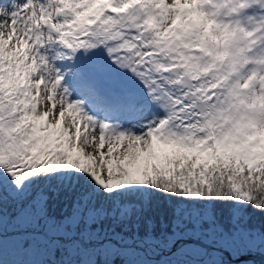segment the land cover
Returning a JSON list of instances; mask_svg holds the SVG:
<instances>
[{"label":"snow or ice","instance_id":"obj_1","mask_svg":"<svg viewBox=\"0 0 264 264\" xmlns=\"http://www.w3.org/2000/svg\"><path fill=\"white\" fill-rule=\"evenodd\" d=\"M0 264H264V0L0 3Z\"/></svg>","mask_w":264,"mask_h":264},{"label":"rangeland","instance_id":"obj_2","mask_svg":"<svg viewBox=\"0 0 264 264\" xmlns=\"http://www.w3.org/2000/svg\"><path fill=\"white\" fill-rule=\"evenodd\" d=\"M3 2H5V0ZM3 2H2V0H0V3H3Z\"/></svg>","mask_w":264,"mask_h":264}]
</instances>
